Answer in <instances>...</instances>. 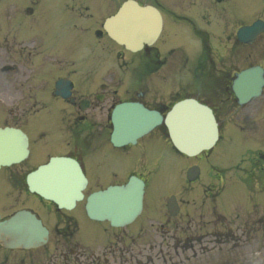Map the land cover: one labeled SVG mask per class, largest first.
Here are the masks:
<instances>
[{"label":"flooded vegetation","instance_id":"obj_1","mask_svg":"<svg viewBox=\"0 0 264 264\" xmlns=\"http://www.w3.org/2000/svg\"><path fill=\"white\" fill-rule=\"evenodd\" d=\"M94 1H101V3L97 4ZM103 1H87V3L92 2L93 5H33L34 2L30 1L29 5H23L27 1L18 0L20 5H0V85L4 88L2 94L6 96L5 99H0L1 102L16 107V110L10 113L12 121L20 122V128L25 131L30 129L31 133H36L39 137L45 135L44 131L53 132V128L56 127L55 132H61L60 123H62L64 131L69 135L66 144L73 149L69 155L79 160L83 167H85L82 159L84 150L90 149L94 139L98 141L101 139L103 122L110 108L120 99H115L116 90L106 80L99 82L98 86L94 83L97 71L91 65L95 56L90 55V51L81 50L79 47L66 51L62 49L63 42L67 40L63 39L64 35L60 31L63 23L77 21L87 25L85 32L88 33L93 28L92 35L102 39L103 33L100 27L96 29L94 26L101 22L95 15L104 13ZM106 1L110 4L112 0ZM136 1L141 4L155 5L164 13L170 10L166 6L168 0L163 3L160 0ZM238 1L241 0L181 2L183 5H189L190 15L197 16V19L201 21L206 20L212 5H230L235 9L236 21L232 22L231 29L226 35H208L210 30L197 28V24L191 20V17L186 19L188 27L183 30L190 36L199 37L198 42L193 40V45L188 46V54L193 65L191 67L192 84L198 88L197 92L200 93L199 97L203 103L210 107L214 104L220 106L219 108L211 107L219 124L223 119L220 118L218 110L222 113L226 107L234 105L237 117L242 111L236 104L235 96L231 91V78L238 71L225 69L217 71L216 67H213L214 71H209L206 64L213 63L212 58L219 57L221 53L219 43L223 37L229 38L232 44L234 43V28L241 21L248 19V22L252 23L260 18L255 16V5H249L243 12L239 11ZM1 3H3L2 0H0ZM13 3L15 0H12L11 4ZM46 6L50 7L45 8ZM262 7L264 10V5ZM225 10L226 8H223L222 13H225ZM67 14L70 15L68 19ZM262 19L264 20V15ZM204 26L211 27L210 21H206ZM88 34L90 37V33ZM207 36L210 37L207 39ZM248 48L249 57L255 62L261 56L264 58V32ZM144 58L147 60V65L155 62L152 50H146L139 63H143ZM262 63L264 68V60ZM60 80L71 82L66 98L55 94L56 82ZM140 94L143 98L142 90ZM249 111L251 121L255 122L259 119L264 121V89L259 102L251 103ZM29 137L32 141V137ZM157 138L160 137L150 138L144 147L151 148L158 144ZM103 143L102 140L98 142L101 145ZM95 147L93 151L99 149ZM125 153L128 151L125 150ZM93 160L96 166L101 163L100 160H107V154L104 153L98 161ZM138 167L143 169L141 164H138ZM261 175L260 180L264 185V174ZM6 178L9 183L12 182L9 185L16 191L23 192L21 178H14L10 173H7ZM251 206L247 221L249 238L258 239L259 243L264 244V200L262 209H259L255 202H252ZM179 218L180 215L170 218V229L178 227ZM59 219L62 217L60 216ZM258 235H263V240L258 238ZM2 261L9 262L5 257Z\"/></svg>","mask_w":264,"mask_h":264},{"label":"rangeland","instance_id":"obj_2","mask_svg":"<svg viewBox=\"0 0 264 264\" xmlns=\"http://www.w3.org/2000/svg\"><path fill=\"white\" fill-rule=\"evenodd\" d=\"M246 2H249V5H253L252 0H246ZM39 5H57V4H55L51 0H41ZM58 5H66V0H62L61 3H59ZM110 5H115V3H111ZM256 5H264V0H258L256 2ZM245 7L247 8L248 5H245ZM259 13L262 14L261 11L257 10L256 14ZM76 25L77 24H71L69 21L67 23H63L60 33L66 36L68 35L69 31H74V35H73L74 38L77 39L79 43H82L83 40H81L79 36L80 33L84 30L81 29V32H79V30L76 28ZM176 44H178V42L174 40L168 43L167 46H173ZM228 47L230 49H228ZM235 47L236 44L235 45L232 44V41H230L229 38L223 37V39L221 40V49H226L228 52H230L231 54H228L230 57L229 58L221 57L219 58L220 60L218 58H215V63L206 64L207 69L209 71H214L213 67L216 66L218 67V69L225 68L232 71L234 69H240L241 67L248 65L250 64V62L254 61V59H251L249 57L248 51L242 52L240 49ZM81 49H84V47L81 46ZM99 49L100 48L98 46H95V50H99ZM113 49L118 50V48L116 47H114ZM114 54L115 53H113L111 56L112 60L114 59L113 58ZM137 56L139 55H134L133 57L137 59L138 58ZM121 57L129 58L130 55L121 52ZM190 61H191L190 57L186 55L184 56L181 52L173 53L170 57H168V62L166 66L163 67L164 69L163 68L161 69L162 70L161 75L156 76L155 79L149 84L150 85L149 95L145 96V100L148 105H155L154 101H156L157 99L167 101L168 99L171 98V96H167V94H158L153 92L155 89H157L159 85L163 86L162 88L165 89L164 92L170 93L169 92L170 80L172 78H175L178 84L181 85L182 87H184L187 84L184 83V80L186 79L188 81L189 79L188 66L190 64ZM210 65L212 67H210ZM182 68L185 73L182 77H180L181 78V82H180L177 79L178 75H174L172 72L173 71L179 72ZM130 70H134L135 72L136 71L138 72V70H136L135 68H130ZM116 80L117 78L113 77V79L109 81L111 87L116 90L115 99L119 100L125 97H132L131 92L129 93H125V92L133 86L134 84L133 77H129L128 79L129 87L122 86L121 89L119 87L120 83H118ZM174 85L175 84H173L172 86ZM0 89H4L2 85H0ZM189 93L191 92L182 90L180 91V94L176 95V98L179 99L181 98L180 96H186ZM3 96L4 95H0V98H2ZM164 104H166V102H164ZM1 105H0V124L3 123V116H5L4 112L6 107L3 104ZM230 109L231 108H229V110ZM227 110L228 107H226L222 113L219 112L218 110V114L224 117L222 114H224ZM241 119H242V123L247 122L246 116H241ZM8 121L10 123L12 122L10 121V118H7V122ZM245 124L246 123H243V125ZM246 133H248L249 136H253L252 134L253 132L251 129H247ZM107 134L109 135V130L104 129L102 136L104 135L107 136ZM225 140L226 138L224 139V141ZM61 141L62 139L60 136L58 138L53 136L46 137L44 141L39 143L40 145H42L43 149L38 154V156L32 159L31 161L29 160L28 162H25L20 167H26L28 169L30 165H36L38 163L43 162L47 158V156L60 155L66 153L67 148L64 146V144ZM255 149H259L258 143L256 141L243 139V136L238 131L234 130L233 132L229 133V141L226 144L217 145L213 153L211 154L210 159L206 160L207 159L206 158L203 160L204 163L202 161H198L197 164L196 160H190V159L187 160L182 158H181L182 159L181 162L187 167L193 164H197L198 166H201L200 168H202V173H205L210 168V166L213 165L218 166L219 168L222 169L229 170L235 167L240 162L243 154L247 153V151L249 150H255ZM179 159L173 160L174 162H177V165H175V163L173 162L172 167L175 169L178 168V170L182 168V173H181V178H182V176H184V171H183L184 165H180ZM238 166L240 167L239 170L241 171V169L248 168V163L246 160H243L242 162H240ZM20 167H11V168L20 173V171H23L22 169H20ZM1 174L2 171H0V175ZM166 174L168 173L165 172V174H160L158 172V174L154 178V182L157 190L155 188L152 189V187L147 189L145 195V201H144L145 203L144 212L131 227H128L126 229L127 231L125 232L126 237L124 238L121 237L120 235L121 231L113 230L106 224L100 223L97 224L98 225L97 226L95 224L90 223L87 219L83 217L81 210L83 204L80 203L78 204V207L75 210L77 212L76 214L78 218L80 219L79 235H77L78 232H76V234L74 233L72 236L73 238L72 240H69V242L64 241L66 244L60 245L61 249L57 250L56 249L57 247L53 246L55 240L58 241L59 243L61 241L60 238H57L55 236V234H52L50 245L48 247L49 251L45 250L44 251L45 255L43 251H38V253H32L30 255L21 252H15V253L8 252V257L5 259L9 260V262L8 261L3 262L2 261L3 253L0 252V264H7V262L8 264H15V260L13 256H16V259H24V264H67L68 261H65L63 259L64 254H67L69 249H78V246H75L72 243H79V245H81L86 251L85 254L83 253V256L79 255V257L76 258V261L74 258V260L73 261L71 260V262H68V264H90L91 261L87 258L89 257L90 259L92 258L95 259V257H93L92 255L96 256L98 264L99 262L103 264H264V250L252 249L248 247L247 245L244 244L243 238L238 240V237H240V233L235 232V229L239 227L242 223H239L241 222L239 220H235L234 215L236 212L239 213L241 211H244L243 208L235 206L236 203H234L233 206L235 207L233 209H237V210H234L230 215H227V219L225 221L219 218L217 214L216 217H214L215 215L209 213L210 205L209 202H207V205L205 207H202L201 209L202 213L200 215L202 216L200 217L198 215L197 206H199L200 198H201L198 196L200 189L196 188L194 190L193 187L200 186V184L203 183L202 189L205 190L209 198H212L213 196L216 195L219 189L220 183L217 182V178L221 174H223L228 178L230 183L234 180V174L232 172L226 174L225 172H217L214 175L210 174L208 177L204 175L202 181L201 182L199 181L198 183L194 184L191 187L190 192L186 193L187 191L179 192V190L182 187V181L179 177L180 175L176 176V171H174V173L170 177L171 179L170 188L167 190V192H172V194L178 193L176 194L177 197L182 195V198L188 199L190 201L191 205L185 207V209L188 210L190 213L192 209L197 210L195 217H193V219L191 218L192 224L196 225L201 222L203 223L207 222V226H205V230H204L207 239H204L200 243L196 242L193 245V247L191 243H189L188 251L177 250V243H178L177 236L175 237L174 241L169 242L168 235L166 233V227L161 226V228H159L158 224H156V223H164L165 221V210L163 206H161L160 209L157 208V214L155 215L157 216V218L154 217L152 220H149L151 221V223H149L147 220L148 216H150L149 215L150 202L156 200V202L159 203V196H163V198L161 199H164V197L166 196L165 195L166 191L164 190L165 182L163 180L164 175ZM17 176L18 177L16 178L21 177L20 174ZM151 182L152 180L149 183ZM237 187L242 189L241 185H237ZM91 189H92L91 187L88 188L87 192H90ZM149 189H150V194H148ZM229 189L227 186V191ZM5 195L9 196L6 198L5 201L0 199V213L2 214L3 217L16 209L28 207L37 211L38 214L41 215L43 214L42 216L44 217V219H46L47 224H49V222L52 220V216L49 213V208L45 206V204L40 203V201H38L35 198H28L30 197L28 194L22 195L18 191H16V189L7 187L5 189ZM151 195L152 196L154 195V197H151ZM32 199L36 200L37 204L34 203ZM242 199L244 198L242 197ZM193 204L194 206H192ZM246 206L247 205H245V207ZM246 212L247 211H245V215ZM186 221L187 220H184L181 223L183 228H185ZM222 221H224L225 223H223ZM62 227L63 225L60 226V229ZM139 227H141V229L138 235L137 230ZM229 227H231L232 232H229ZM212 233H214L213 237H212ZM215 233L219 235H216ZM222 234L228 236L229 239H227L226 242H222L220 238V235ZM63 235H65V232H63ZM214 236L216 237L214 238ZM202 237L204 238V235ZM106 238L108 239V242L111 241V244L105 242ZM171 244L173 245L171 246ZM86 245H91V247H87ZM63 246L65 248H63ZM92 246L93 247L95 246V248H93ZM116 248H119L118 251L116 250ZM61 251H64L63 254H60ZM176 255H181V256L177 257ZM187 259L188 261L185 262V260Z\"/></svg>","mask_w":264,"mask_h":264},{"label":"water","instance_id":"obj_3","mask_svg":"<svg viewBox=\"0 0 264 264\" xmlns=\"http://www.w3.org/2000/svg\"><path fill=\"white\" fill-rule=\"evenodd\" d=\"M130 7L131 5H124L117 16L107 21V24L120 22L117 30L108 26L111 37L127 49L136 50L143 43H148L146 40L151 32L146 31L144 27L147 24L145 18L149 13L136 9V6ZM241 76L238 80L240 89L253 85V90L247 91L248 95L239 93V96L248 98L257 91L254 89L261 85V82L254 81L257 77L255 70L245 72ZM112 120L114 132L111 141L115 146L134 143L137 138L162 122L158 113L148 112L143 107L126 105L114 111ZM164 123L174 146L188 156L211 147L216 140V124L211 112L195 103L178 104L166 116ZM27 153V140L23 134L13 129H0V166L18 163L26 158ZM84 184L85 180L78 164L63 158L51 159L48 165L39 167L27 177L31 192L53 201L60 208L67 209L82 198L81 190ZM142 197V182L132 178L125 186L112 187L89 197L86 213L89 218L107 220L114 227L124 226L139 214ZM46 236V230L28 212H18L9 220L0 222V242L8 248L37 247L45 242Z\"/></svg>","mask_w":264,"mask_h":264}]
</instances>
